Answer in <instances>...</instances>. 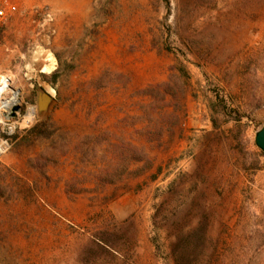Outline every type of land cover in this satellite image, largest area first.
I'll return each mask as SVG.
<instances>
[{
    "label": "rangeland",
    "instance_id": "374dc122",
    "mask_svg": "<svg viewBox=\"0 0 264 264\" xmlns=\"http://www.w3.org/2000/svg\"><path fill=\"white\" fill-rule=\"evenodd\" d=\"M7 1L0 264H264V0Z\"/></svg>",
    "mask_w": 264,
    "mask_h": 264
},
{
    "label": "built area",
    "instance_id": "2783aa9c",
    "mask_svg": "<svg viewBox=\"0 0 264 264\" xmlns=\"http://www.w3.org/2000/svg\"><path fill=\"white\" fill-rule=\"evenodd\" d=\"M18 7L16 4L9 2L7 0L0 2V45L2 44L3 40V34L5 33L6 27L9 24V22L12 20L13 16L17 13ZM8 82L10 83V89L3 93L0 96V126L3 124V117H7V115H10L13 111V109L16 106H14L11 110L3 109V104L8 101L11 102L14 97V91L12 90V81L8 79ZM2 84V81L0 82V85ZM9 94H13L12 98H8L7 96ZM10 118V117H9ZM9 139L2 140V144L0 146V154L4 153L9 148Z\"/></svg>",
    "mask_w": 264,
    "mask_h": 264
},
{
    "label": "water",
    "instance_id": "95a60500",
    "mask_svg": "<svg viewBox=\"0 0 264 264\" xmlns=\"http://www.w3.org/2000/svg\"><path fill=\"white\" fill-rule=\"evenodd\" d=\"M55 102V98L48 92L41 90L38 98V113L40 116H44L49 113L52 105ZM21 109L20 106H16L8 117H15L17 112ZM256 144L258 148L264 152V127L258 132L256 137Z\"/></svg>",
    "mask_w": 264,
    "mask_h": 264
},
{
    "label": "bare ground",
    "instance_id": "6f19581e",
    "mask_svg": "<svg viewBox=\"0 0 264 264\" xmlns=\"http://www.w3.org/2000/svg\"><path fill=\"white\" fill-rule=\"evenodd\" d=\"M54 62V61H53ZM55 69L54 63H52L50 66L46 68V71L48 73H51ZM10 83L8 82V79L4 78L2 80V84L0 85V96L7 92L10 89ZM20 103L19 93L14 92V97L11 102L6 101L2 108L11 110L14 106L18 105ZM32 113V112H31ZM8 117V116H7Z\"/></svg>",
    "mask_w": 264,
    "mask_h": 264
},
{
    "label": "trees",
    "instance_id": "16d2710c",
    "mask_svg": "<svg viewBox=\"0 0 264 264\" xmlns=\"http://www.w3.org/2000/svg\"><path fill=\"white\" fill-rule=\"evenodd\" d=\"M44 77L47 78V76H44ZM53 77H54L55 81H57V79H58V74H54ZM34 131L37 132V135H38V136H42V135L45 134L44 130H39L38 128H35ZM135 151H138V150L136 149ZM262 155L264 156V152H262ZM135 161H138V160L135 159ZM158 249H159V248H158Z\"/></svg>",
    "mask_w": 264,
    "mask_h": 264
}]
</instances>
